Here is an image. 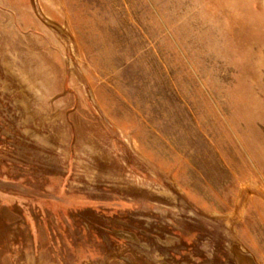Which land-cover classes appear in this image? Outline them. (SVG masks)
<instances>
[{
    "label": "rangeland",
    "instance_id": "obj_1",
    "mask_svg": "<svg viewBox=\"0 0 264 264\" xmlns=\"http://www.w3.org/2000/svg\"><path fill=\"white\" fill-rule=\"evenodd\" d=\"M0 264H264V0H0Z\"/></svg>",
    "mask_w": 264,
    "mask_h": 264
}]
</instances>
